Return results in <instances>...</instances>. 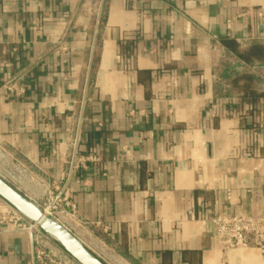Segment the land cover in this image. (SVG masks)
Listing matches in <instances>:
<instances>
[{
  "label": "crops",
  "instance_id": "1",
  "mask_svg": "<svg viewBox=\"0 0 264 264\" xmlns=\"http://www.w3.org/2000/svg\"><path fill=\"white\" fill-rule=\"evenodd\" d=\"M0 152L105 264H264L213 224L264 218V0H0Z\"/></svg>",
  "mask_w": 264,
  "mask_h": 264
},
{
  "label": "built area",
  "instance_id": "2",
  "mask_svg": "<svg viewBox=\"0 0 264 264\" xmlns=\"http://www.w3.org/2000/svg\"><path fill=\"white\" fill-rule=\"evenodd\" d=\"M6 90L15 91L14 85H7ZM18 94H23V89H17ZM0 178L17 191L26 176V170L16 162L8 161L7 156L0 152ZM61 200L52 194L47 199L35 203L47 216L63 225L60 221L62 211ZM217 230V239L225 250L249 247H261L264 243V218L255 219L248 216H218L213 219ZM0 226L10 231L24 233L30 236L34 244L36 264H75L70 255L60 257L52 253L50 244L60 247L50 236L46 235L37 224L31 223L18 211L0 198ZM64 226V225H63ZM65 227V226H64ZM66 228V227H65ZM67 229V228H66Z\"/></svg>",
  "mask_w": 264,
  "mask_h": 264
},
{
  "label": "water",
  "instance_id": "3",
  "mask_svg": "<svg viewBox=\"0 0 264 264\" xmlns=\"http://www.w3.org/2000/svg\"><path fill=\"white\" fill-rule=\"evenodd\" d=\"M0 198L31 223L50 236L78 264H105L68 229L47 217L43 211L23 194L0 178Z\"/></svg>",
  "mask_w": 264,
  "mask_h": 264
}]
</instances>
